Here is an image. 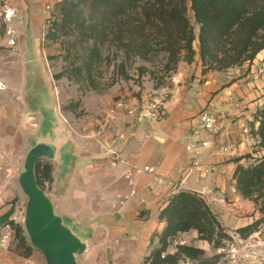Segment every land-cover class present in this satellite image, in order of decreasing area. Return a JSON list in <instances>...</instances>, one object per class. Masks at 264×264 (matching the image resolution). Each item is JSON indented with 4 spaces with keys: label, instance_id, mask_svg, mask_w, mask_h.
Wrapping results in <instances>:
<instances>
[{
    "label": "crops",
    "instance_id": "crops-1",
    "mask_svg": "<svg viewBox=\"0 0 264 264\" xmlns=\"http://www.w3.org/2000/svg\"><path fill=\"white\" fill-rule=\"evenodd\" d=\"M59 1L10 0L9 5L16 11L17 43L21 41L20 45L24 46L28 36L37 35L47 13L45 5ZM194 63L198 65L195 78L190 80L189 70L184 66L174 76L180 84L170 89V98L165 102L166 114L158 122L149 119L139 122L119 106L120 109L107 111L89 138L76 139L66 125L73 139L72 173L64 188L57 190L53 169L54 181L46 183L43 189L55 199L61 213L90 230L85 252L88 264H145L151 251L160 246L159 235L166 227V220L161 219L160 214L176 193L172 185L160 183L157 176L173 181L183 178L192 168L190 145L200 139L209 140L211 145L201 149V166L193 168L182 191L199 194L226 231L258 218L257 213L251 219L243 216L255 208L236 188V167L247 164V159L241 158L239 162L235 159L247 152L257 156L253 149L258 135L254 130L250 135L245 134L243 125L254 126L256 113L264 106L263 55L253 61L246 76L238 75L236 80L218 71L202 79L198 55ZM206 108L224 116L221 128L216 132L194 134L198 116ZM115 152L121 154L122 161L112 164ZM133 164L152 166L156 171L135 175L134 195L125 179V171ZM18 196L12 185L8 189L0 185V216L11 209V201ZM5 231L6 227L0 226V264L26 260L2 247L1 236ZM174 240L202 248L209 263L212 259L220 261L211 243L200 240L195 229ZM178 245L172 242L167 251L175 253ZM194 263L197 262L186 260L179 264Z\"/></svg>",
    "mask_w": 264,
    "mask_h": 264
},
{
    "label": "rangeland",
    "instance_id": "rangeland-1",
    "mask_svg": "<svg viewBox=\"0 0 264 264\" xmlns=\"http://www.w3.org/2000/svg\"><path fill=\"white\" fill-rule=\"evenodd\" d=\"M140 8L145 13H133L129 18L134 25L140 27L139 32L133 36L127 33L121 36L113 30L109 38L100 44V61L94 64L89 75L84 70L79 79L66 76L56 79L54 76L73 65L83 64L87 58L88 46L92 44V41L80 44L74 41V36L61 35L56 26L60 18L57 3L42 18L37 35L28 36L24 46L20 45L19 38V43L8 47L6 27L0 25V81L4 83V88L0 90V185L7 189L12 185L20 195L11 201L14 211L11 219L16 223L23 224L24 195L17 182L21 159L43 119L40 111L32 109L28 103L35 93L47 92L60 119L63 121V116L66 119L63 122L71 128L74 137L80 139L91 137V132L97 129V123L105 117L107 111L119 108L122 100L142 99L161 93H168L167 98H170V89L180 84L174 80V76L179 74L181 66L189 70L190 80L195 78L198 68L195 60L191 63L181 58L174 61L163 48L162 31L157 24L156 14L152 12L155 8L153 2L145 0ZM186 15L196 36L193 43L196 55L201 59L198 38L200 24L195 19L190 2ZM129 19L122 21L123 29ZM259 55L264 57V50L256 59ZM252 63L246 61L241 65L212 69L206 73H203L201 65L202 79L206 74L218 71L226 77H232L231 80H236L238 75L243 77L250 72ZM259 142L258 135L253 149L257 156L245 153L242 158L247 159V164H243L244 166L253 165L264 155ZM237 191L255 208L243 216L251 219L257 213L259 218L264 196L259 197V201L255 203L245 198L238 188ZM87 257L84 255L81 258V264H88ZM210 263L225 264L221 259H212ZM17 264L46 262L42 253L35 249L31 257L20 260Z\"/></svg>",
    "mask_w": 264,
    "mask_h": 264
},
{
    "label": "trees",
    "instance_id": "trees-1",
    "mask_svg": "<svg viewBox=\"0 0 264 264\" xmlns=\"http://www.w3.org/2000/svg\"><path fill=\"white\" fill-rule=\"evenodd\" d=\"M145 0H61L57 3L59 22L56 23L61 35L74 36L80 44L89 43L87 58L83 64L55 74L56 79L64 76L79 79L84 70L90 74L94 64L101 58L100 44L105 42L112 31L121 36L135 35L140 27L129 19L133 13H145L140 5ZM153 2L157 24L162 31L163 48L177 61L183 59L191 63L197 54L193 43L195 33L187 18L188 2L200 24L199 56L203 73L212 69H227L253 62L264 50V0H146ZM129 19L126 28L121 23ZM127 21V20H126ZM158 25V26H159ZM73 41V42H74ZM182 52L183 55H182ZM264 62V57H263ZM259 125L256 134L260 137L259 145L264 150V106L256 113ZM242 157L235 159L239 162ZM38 184L44 188L52 183L53 167L44 160L36 165ZM237 188L245 198L259 201L264 196V155L250 166L238 164L235 171ZM256 194V197L254 195ZM261 216L250 224L236 229L243 236L260 229L264 224V200L260 208ZM11 208L0 216V226L10 225L15 230V242L10 251L29 258L34 253L25 234L23 225L11 219ZM160 218L166 220V227L159 235L160 246L153 249L146 264H179L192 261L210 264L204 257L202 248L179 244L175 253L167 250L172 239L192 229L197 230L200 240L215 242L226 236L224 228L211 210L208 203L196 192L180 191L175 193L162 210Z\"/></svg>",
    "mask_w": 264,
    "mask_h": 264
},
{
    "label": "water",
    "instance_id": "water-1",
    "mask_svg": "<svg viewBox=\"0 0 264 264\" xmlns=\"http://www.w3.org/2000/svg\"><path fill=\"white\" fill-rule=\"evenodd\" d=\"M28 103L43 119L29 141L17 177L24 195L22 225L30 245L42 253L46 264H81L90 230L61 213L36 177V165L44 160L53 165L57 190L64 188L74 166L73 139L46 91L35 93Z\"/></svg>",
    "mask_w": 264,
    "mask_h": 264
},
{
    "label": "built area",
    "instance_id": "built-area-1",
    "mask_svg": "<svg viewBox=\"0 0 264 264\" xmlns=\"http://www.w3.org/2000/svg\"><path fill=\"white\" fill-rule=\"evenodd\" d=\"M10 0H0V25L6 27L5 35L8 38L7 44L9 47H14L17 43V31L14 28V19L16 11L9 5ZM45 10L51 12L53 5L47 3ZM49 22V16H47ZM4 88L3 83L0 82V89ZM168 93L156 94L150 97H143L142 99H133L134 101L128 103L121 101L119 106H123L128 115L134 116L137 121L149 119L152 122L160 121L166 114L165 102L168 100ZM62 116V115H61ZM224 116L215 111L214 109L206 108L202 110L198 116V122L194 129V134L200 135L201 132H216L221 128V121ZM64 122L66 119L62 116ZM259 125V120L255 119L254 127L243 125L244 133L250 135L252 131H256ZM211 145L209 140L200 139L196 144H191L190 149L192 152V168L188 173L178 181H173L169 178L157 176L160 183H168L172 185L174 191L180 192L183 190L184 184L193 171L194 167H200L203 154L201 149L207 148ZM122 161L120 153H114L112 164ZM139 172H146L155 174V168L152 166L130 165L125 171V179L132 187L131 194L134 195L135 191V175ZM6 231L1 236L2 247L10 251L15 242V230L10 225H5ZM226 236L218 238V244L211 242L214 254L218 256L225 264H264V224L263 226L252 232L247 236H243L240 232L235 230L226 231ZM174 245L183 244L184 241L174 240ZM146 264V263H145Z\"/></svg>",
    "mask_w": 264,
    "mask_h": 264
}]
</instances>
